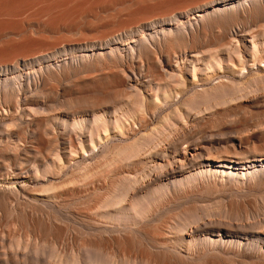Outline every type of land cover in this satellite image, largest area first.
<instances>
[{"label": "bare ground", "instance_id": "1", "mask_svg": "<svg viewBox=\"0 0 264 264\" xmlns=\"http://www.w3.org/2000/svg\"><path fill=\"white\" fill-rule=\"evenodd\" d=\"M0 264H264V0H0Z\"/></svg>", "mask_w": 264, "mask_h": 264}]
</instances>
